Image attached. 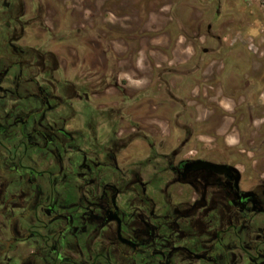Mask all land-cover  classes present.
<instances>
[{"label": "flooded vegetation", "instance_id": "obj_1", "mask_svg": "<svg viewBox=\"0 0 264 264\" xmlns=\"http://www.w3.org/2000/svg\"><path fill=\"white\" fill-rule=\"evenodd\" d=\"M61 10L0 0V264H264V175L199 146L176 71L119 80L95 6L79 30L104 66L80 59Z\"/></svg>", "mask_w": 264, "mask_h": 264}, {"label": "rangeland", "instance_id": "obj_2", "mask_svg": "<svg viewBox=\"0 0 264 264\" xmlns=\"http://www.w3.org/2000/svg\"><path fill=\"white\" fill-rule=\"evenodd\" d=\"M55 1L62 5L63 40L80 59L104 66L103 51L79 30L78 20H88L95 6L96 20L112 27L114 59L127 71L119 80L140 90L154 66L176 71L166 75L199 146L264 175V0H141L143 13L129 15L123 6L121 17L104 15V0ZM208 24L219 40L206 36Z\"/></svg>", "mask_w": 264, "mask_h": 264}]
</instances>
